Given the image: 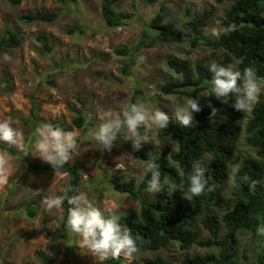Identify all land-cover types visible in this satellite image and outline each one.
<instances>
[{
	"label": "trees",
	"instance_id": "obj_1",
	"mask_svg": "<svg viewBox=\"0 0 264 264\" xmlns=\"http://www.w3.org/2000/svg\"><path fill=\"white\" fill-rule=\"evenodd\" d=\"M3 1L8 7H17L22 0ZM119 1L100 0V13L106 28L124 26L130 18L129 14L117 10L116 5ZM163 1L145 0L148 4ZM214 1L228 2L229 6L220 20L221 35L215 43V48L221 52L211 62L216 61L226 66L235 64V67L241 71L245 67H254L258 77L264 78V0ZM169 15L168 8L161 3L150 18L148 29H145L144 36L138 44L132 47L117 46L113 49L116 55L128 57L130 60L120 68L122 74L126 75L130 71L134 64V56L142 48L152 46L156 42H189L195 47L203 44L207 39L205 27L213 17L211 9L195 13L183 23L181 28L168 19ZM60 16L59 10H42L20 14L16 16V20L22 24L54 23ZM229 25H235V28L225 33L223 30ZM86 31L85 28L77 25L66 29L67 34L83 35ZM33 37L39 44V48H35L38 53H52L53 44L48 34L38 31ZM23 44V35L14 28L5 27L0 33V50L19 48ZM166 62L167 66L180 76L179 81H165L166 91L180 94L186 101L189 97L198 100L200 111L193 114V127H181L175 120L170 119L166 128L157 130L158 136L170 137L174 140L175 149L168 155L160 154L151 158L142 147L134 151L131 144L123 140L120 141V145L139 161L145 163L154 159L160 167L162 180L167 177L175 182L178 190L171 195L161 191L149 197L145 184L138 183L134 177L109 181L114 190L132 197L138 204L137 218L130 217L123 210H117L116 213L121 217L120 222L135 238L138 254L169 249L173 245L179 251L187 252L197 245L211 251L204 254H185L180 264H237L241 250L240 236L250 235L254 264H264V233L259 231L264 227V97L260 98L241 124L244 112L234 110L231 101L222 103L212 96H207L206 103L200 100L199 93L211 86V74L208 71L211 62H195L190 65L176 58H169ZM50 83L55 86L54 82ZM138 92L139 90L132 95L129 104H136ZM29 103L26 116H14L27 129L21 150L0 142V151L21 159L19 169L5 185L6 192L0 194V200L3 199L5 204L26 179L53 173L67 175L66 186L72 185L80 192L82 190L83 173L78 162L68 161L62 169L54 171L50 165L33 157L35 129L51 124L67 131L76 129L83 134L90 131L96 122L76 108L72 110L73 115L69 121L43 118L39 115V106L33 93L29 96ZM211 108L217 109L214 117L210 116ZM240 138H243L245 144L254 151L253 154H246L242 159L236 156ZM197 159L205 161L206 181L210 190L199 197L186 200L182 193L188 187L191 165ZM238 163L241 164L239 177L247 176L249 180L244 182L238 177L231 191V197H226L221 193V188L228 182L232 166ZM252 180L257 183L254 190L250 191L248 184ZM38 204L39 198L32 196L20 205H8L5 209L32 220L38 215ZM68 208L69 205L65 202L61 215L66 216ZM0 217H2L1 212ZM43 221L44 217L41 216L42 225ZM57 225V230L51 234L42 226V232L51 245L49 251L54 255L49 256L47 252L38 253L37 260L47 262L57 257L60 249L64 248L65 264H80L76 254L77 238H70L67 235L60 219ZM203 230L207 233L205 238ZM123 263L125 260L122 257L105 262V264ZM142 264L174 263L157 253L154 257L143 259Z\"/></svg>",
	"mask_w": 264,
	"mask_h": 264
},
{
	"label": "rangeland",
	"instance_id": "obj_2",
	"mask_svg": "<svg viewBox=\"0 0 264 264\" xmlns=\"http://www.w3.org/2000/svg\"><path fill=\"white\" fill-rule=\"evenodd\" d=\"M161 3L168 8L169 20L181 28L195 13L211 9L213 17L205 32L221 31L220 20L228 9L229 3H216L214 0H164L148 4L145 0H120L116 8L130 15L127 24L119 28H106L100 13V0H22L17 7H8L0 0V33L5 27L18 30L24 37L23 46L15 49L0 50V120H9L13 127L24 135L27 131L14 116H26L30 107L29 96L33 93L39 106V115L47 119H65L69 121L72 110L84 112L86 116L98 123V115L106 110L119 111L130 103L137 90L136 104H142L149 110L164 111L172 116L175 107L186 106L185 98L177 93H168L164 88L166 80H180V76L167 66L169 58L182 60L190 65L195 62L210 63L220 50L215 48L218 39L207 35L203 44L192 47L189 42H156L152 46L142 48L134 56V64L125 75L120 68L130 60L128 57L116 55L113 49L117 46L132 47L138 44L145 29H148L150 18L158 10ZM42 10H59L61 16L54 23L38 22L22 24L16 16L24 13H36ZM85 28L86 34H67L70 26ZM42 31L51 37L53 51L50 54H40L34 40V34ZM235 67V64L232 65ZM54 82L52 86L50 82ZM261 97H264L262 95ZM207 96L200 95V100L206 103ZM249 112H244V123ZM174 120V119H173ZM77 134V146L69 161L78 162L82 169V190L87 198L94 199L100 208L123 210L130 217L137 218L138 205L130 196L114 190L109 181L137 177L142 173L144 162L125 151L119 139L111 151L101 152L89 140V132ZM143 132V129L140 130ZM22 138V141H23ZM22 141L13 145L21 150ZM151 158L157 155H168L175 149L174 140L170 137H160L157 130L149 133V141L141 146ZM252 148L245 144L243 138L238 141L236 156L242 159L246 154H253ZM0 155L8 158L9 175L11 178L21 165V159L12 157L0 151ZM33 157L40 159L38 156ZM118 160L126 165L122 172L116 168ZM233 167V166H232ZM99 182V183H98ZM100 182H102L100 184ZM65 174H49L38 178H28L21 184L11 197L0 200V264H65L64 248L57 257L51 260L39 261L38 253L50 250V242L42 232L44 226L47 233H54L58 228L61 213L53 210L49 213L42 204L44 195L57 194L67 185ZM6 184H0V194ZM99 185V186H98ZM233 185L225 183L221 193L231 197ZM37 192L39 194L37 195ZM150 197L152 194L147 192ZM39 198L38 215L29 220L17 213L7 211L8 205H20L29 197ZM41 216L44 217L43 225ZM203 237L207 233L203 230ZM77 237V245H78ZM241 251L237 264H254L252 254V239L250 235L240 236ZM211 250L194 245L189 251H179L176 246L159 251H151L134 255L125 263L142 264L145 258L161 254L174 264H180L185 255L203 254ZM80 264H98L90 254L76 250Z\"/></svg>",
	"mask_w": 264,
	"mask_h": 264
},
{
	"label": "clouds",
	"instance_id": "obj_3",
	"mask_svg": "<svg viewBox=\"0 0 264 264\" xmlns=\"http://www.w3.org/2000/svg\"><path fill=\"white\" fill-rule=\"evenodd\" d=\"M234 28L235 25H229L223 31L227 33ZM209 34L218 38L221 32L212 30L206 33ZM208 71L211 74V86L199 95L212 96L222 103L231 101V106L238 112H251L264 95V78L258 77L254 67H245L241 71L237 67L213 61L208 65ZM199 111L198 100L190 97L186 101V106L175 107L171 117L164 111L149 110L142 104H128L119 111L109 109L98 115V123L90 130L89 140L96 146L95 149L101 152L111 151L119 139L129 142L132 149L138 151L143 142L149 141V133L154 129L166 128L170 119H174L181 127H193V114ZM216 114L217 109L211 108L210 116L214 117ZM35 137L32 154L50 165L54 171H59L72 159L77 146L75 132L45 124L35 129ZM22 138L23 133L13 127L9 120H0V142L10 146L18 145ZM9 165L6 155H0V184L8 182ZM116 168L124 172L126 165L118 160ZM240 168L241 164L238 163L230 170L228 179L233 186L239 177ZM239 178L244 182L249 180L247 176ZM137 182L144 183L145 190L150 194L166 191L171 195L178 190L175 182L167 177L162 180L160 167L154 159L145 162ZM256 183L252 180L248 184L250 191L254 190ZM207 190L210 189L206 181V164L204 160L197 159L191 165L188 187L182 196L190 200L192 197L201 196ZM65 202L69 208L66 216H60V221L70 238H79L78 249L81 252L90 254L99 264H105L109 259H118L121 256L129 261L134 258L138 252L136 240L130 230L121 224V217L113 208L98 207L94 199L87 198L72 185L63 188L59 194L52 192L51 195L42 197V204L49 213L53 210L63 213ZM259 231L264 233V227ZM44 250L49 256L54 255Z\"/></svg>",
	"mask_w": 264,
	"mask_h": 264
}]
</instances>
